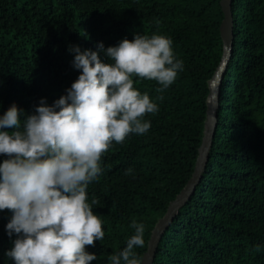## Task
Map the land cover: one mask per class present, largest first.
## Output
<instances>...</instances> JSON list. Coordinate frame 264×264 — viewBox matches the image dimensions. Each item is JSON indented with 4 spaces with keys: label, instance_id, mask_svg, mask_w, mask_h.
I'll return each mask as SVG.
<instances>
[{
    "label": "trees",
    "instance_id": "trees-1",
    "mask_svg": "<svg viewBox=\"0 0 264 264\" xmlns=\"http://www.w3.org/2000/svg\"><path fill=\"white\" fill-rule=\"evenodd\" d=\"M233 41L220 79L216 129L193 195L162 234L152 264H264V0H231ZM220 0H0V116L15 104L21 124L43 99L52 106L81 74L74 53L116 47L136 34L164 35L183 62L163 91L133 77L158 111L144 134L113 142L86 189L104 238L86 246L97 259L122 251L145 226L148 242L171 201L192 177L204 137L210 82L223 57ZM104 63L108 57L100 53ZM162 97V99H157ZM13 131V129H0ZM7 159L0 155V164ZM0 212V264L17 235ZM123 264V261L121 262Z\"/></svg>",
    "mask_w": 264,
    "mask_h": 264
},
{
    "label": "clouds",
    "instance_id": "clouds-1",
    "mask_svg": "<svg viewBox=\"0 0 264 264\" xmlns=\"http://www.w3.org/2000/svg\"><path fill=\"white\" fill-rule=\"evenodd\" d=\"M73 66L81 74L52 106L45 100L21 124L23 110L13 104L0 116V212L13 213L6 226L17 239L6 253L15 264H91L86 251L104 238L103 224L88 202L86 189L101 173V157L113 142L144 134L151 124L143 117L158 111L133 77L156 81L167 89L183 70L172 41L164 35L136 34L116 47L98 51L79 46ZM103 53L111 61L100 59ZM157 99H162L158 97ZM135 229L126 247L108 257L110 264H141L134 248L144 246L145 226Z\"/></svg>",
    "mask_w": 264,
    "mask_h": 264
},
{
    "label": "water",
    "instance_id": "water-1",
    "mask_svg": "<svg viewBox=\"0 0 264 264\" xmlns=\"http://www.w3.org/2000/svg\"><path fill=\"white\" fill-rule=\"evenodd\" d=\"M220 7L223 12V20L220 24L219 32L223 41L224 51L221 63L210 82L207 121L205 124L202 144L199 148V156L197 158L192 177L188 180L186 186L181 190L176 198L170 202L165 215L156 224L148 242L147 251L143 255L142 264H152L162 234L171 224L177 214V211L184 206L193 195L208 159V150L211 146L216 129L220 79L229 60L233 41L231 0H220Z\"/></svg>",
    "mask_w": 264,
    "mask_h": 264
}]
</instances>
